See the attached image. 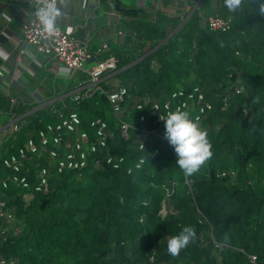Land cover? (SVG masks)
Instances as JSON below:
<instances>
[{
  "label": "trees",
  "instance_id": "obj_1",
  "mask_svg": "<svg viewBox=\"0 0 264 264\" xmlns=\"http://www.w3.org/2000/svg\"><path fill=\"white\" fill-rule=\"evenodd\" d=\"M165 1L176 4L177 11H122L115 31L124 29L125 40H110L109 49L99 54L100 46L91 47L97 60H118L121 70L102 85L111 90L112 79H117L128 88L123 116L132 125L128 139L122 137L107 93L101 90L79 102L71 93L65 106L57 101L34 110L42 101L24 97L8 105L14 117L27 116L0 147V261L264 264V16L254 11L251 0H243L237 13L216 0L218 14L232 24L217 31L202 24L195 7L199 0ZM77 85L71 81L65 92ZM180 87H199L212 104L200 126L207 132L212 156L191 175L176 164L166 141L143 139L144 129L157 126L151 106ZM53 106L65 115L78 112L92 139L90 122L106 120L115 131L109 149L124 158L121 167L108 164L103 149L81 171L53 169L47 191L35 190L39 178L33 162L28 165L31 173H20L28 176L30 188L11 180L4 187L2 180L13 174L5 159L32 134L61 120ZM189 112L194 119L195 112ZM142 157L144 163L136 168ZM164 202L174 212L162 214ZM186 225L195 229V237L172 256L167 241ZM249 255L256 256L255 263Z\"/></svg>",
  "mask_w": 264,
  "mask_h": 264
},
{
  "label": "built area",
  "instance_id": "obj_2",
  "mask_svg": "<svg viewBox=\"0 0 264 264\" xmlns=\"http://www.w3.org/2000/svg\"><path fill=\"white\" fill-rule=\"evenodd\" d=\"M29 2L34 6V13L28 22L23 25V44L17 53L10 54L9 57H12L15 64L23 63V58L27 54L40 65L47 63L49 60H55L63 65L62 67L69 78H74L75 75L82 76L79 84L72 91L75 102H79L85 96L92 95L97 90L106 92L113 112L119 120L121 135L124 139H128L132 125L123 117L126 112L128 88L117 79H112L114 87L111 90H106L102 85L105 79L114 76L121 70L118 67V60L113 56L104 60H97L86 37L77 35L74 29H64L58 23L55 36H48L42 31L36 16V11L43 0H29ZM205 22L208 27L217 31H227L232 25L230 18H224L219 14L207 16ZM108 49L109 41H106L97 49L96 53L99 54ZM87 63L90 66H86ZM4 71L5 69L1 67L0 76L3 75ZM18 72L20 74V70ZM32 82L34 85L29 94L32 97L38 94L42 99V105L34 109L37 110L48 105L46 102L51 101L54 94L43 82H37L34 78ZM72 92H69V94ZM18 101L17 98H12L13 104H17ZM142 107L143 105H138V108ZM177 108L194 111V120L201 126L203 117L212 109V104L206 99L199 87H193L192 89L178 88L164 102H156L151 106L155 115L154 123L157 126L156 128L144 129L143 139L146 140L156 136L168 143L164 136V120L161 116L163 117ZM53 113L60 116L61 120L57 124H49L45 129H40L36 134H32L27 142L19 147L16 154H12L5 159V165L13 171V174L8 179L2 180L4 187L8 186L7 180H11L24 188H30L31 184L28 176L20 175V173L24 170L31 173V167L28 165L33 162L36 167V176L39 178L35 190L47 191L50 188L53 169L57 173L81 171L91 163L90 157L103 149L106 150V162L115 169L121 167L124 158L112 154L109 149V144L115 137V131L106 120L99 117L90 122V127L93 128L95 135V139H92V134L83 127V121L78 112L70 111L65 115L57 109ZM25 116L27 114L11 117L8 127L4 130L8 133V136L20 130L21 125L19 122ZM144 119L145 116H142L141 120ZM144 140H141L140 149L144 148ZM168 145L171 151L176 154L173 146L169 143ZM154 152L157 153L158 149L155 148ZM43 160L47 161V165H42ZM100 161V158L94 160L96 165H99ZM144 161V157L140 158L135 167L140 168ZM172 209H168L164 202L161 213L174 212ZM9 218L13 219L11 215H9ZM249 257L253 263L256 262L255 255H249ZM0 264H7V262L1 260Z\"/></svg>",
  "mask_w": 264,
  "mask_h": 264
},
{
  "label": "crops",
  "instance_id": "obj_3",
  "mask_svg": "<svg viewBox=\"0 0 264 264\" xmlns=\"http://www.w3.org/2000/svg\"><path fill=\"white\" fill-rule=\"evenodd\" d=\"M216 2V0L197 1L195 7H198L202 14L203 25H206L207 16L218 14ZM57 6L61 11L57 23L64 29H74L77 35L86 37L90 47H101L104 42L110 40L116 42L125 40L124 29L115 31L123 19L122 11L145 9L175 13L178 9L176 4L165 0H57ZM33 13L34 6L29 0H0V68L5 69L0 76V147L4 138L8 136L4 130L13 116L7 108L8 105H13L12 98L42 100L38 94L33 97L29 94L34 85L33 78L37 82H43L54 94L53 99L46 102L47 104L58 101L64 106L65 98L69 94L65 90L70 82L79 84L80 81V79L78 82L74 81L76 77L69 78L63 65L58 61L49 60L40 65L27 54L23 58V63L15 64L12 57H9L10 54L17 53L23 44L22 28Z\"/></svg>",
  "mask_w": 264,
  "mask_h": 264
},
{
  "label": "clouds",
  "instance_id": "obj_4",
  "mask_svg": "<svg viewBox=\"0 0 264 264\" xmlns=\"http://www.w3.org/2000/svg\"><path fill=\"white\" fill-rule=\"evenodd\" d=\"M224 4L230 12L237 13L242 10L243 0H224ZM251 6L257 14L264 16V0H251ZM60 14L57 0H43L37 9L36 16L42 31L48 36H55L57 17ZM161 118L164 120V136L176 153V164L188 175L195 173L212 156L206 130L199 126L187 110L177 108ZM195 234L191 225L184 226L168 239L167 251L177 256L194 239Z\"/></svg>",
  "mask_w": 264,
  "mask_h": 264
},
{
  "label": "rangeland",
  "instance_id": "obj_5",
  "mask_svg": "<svg viewBox=\"0 0 264 264\" xmlns=\"http://www.w3.org/2000/svg\"><path fill=\"white\" fill-rule=\"evenodd\" d=\"M86 66H90V64L87 63ZM52 109H53V110H57V108H55V107H53Z\"/></svg>",
  "mask_w": 264,
  "mask_h": 264
}]
</instances>
